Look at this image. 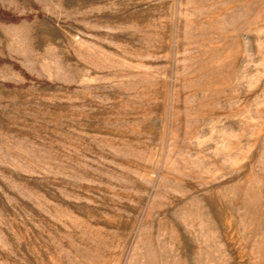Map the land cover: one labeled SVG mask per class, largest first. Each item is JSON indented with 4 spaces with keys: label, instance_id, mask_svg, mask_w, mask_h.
Returning <instances> with one entry per match:
<instances>
[{
    "label": "rangeland",
    "instance_id": "374dc122",
    "mask_svg": "<svg viewBox=\"0 0 264 264\" xmlns=\"http://www.w3.org/2000/svg\"><path fill=\"white\" fill-rule=\"evenodd\" d=\"M0 264H264V0H0Z\"/></svg>",
    "mask_w": 264,
    "mask_h": 264
}]
</instances>
